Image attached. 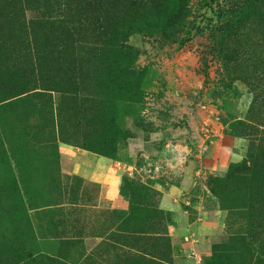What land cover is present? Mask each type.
Returning <instances> with one entry per match:
<instances>
[{
    "label": "rangeland",
    "instance_id": "rangeland-1",
    "mask_svg": "<svg viewBox=\"0 0 264 264\" xmlns=\"http://www.w3.org/2000/svg\"><path fill=\"white\" fill-rule=\"evenodd\" d=\"M65 1L0 0V264H264V0Z\"/></svg>",
    "mask_w": 264,
    "mask_h": 264
},
{
    "label": "trees",
    "instance_id": "trees-1",
    "mask_svg": "<svg viewBox=\"0 0 264 264\" xmlns=\"http://www.w3.org/2000/svg\"><path fill=\"white\" fill-rule=\"evenodd\" d=\"M82 0H66L64 5L67 7V10L68 9H73V11H75V9L79 8L80 7V3H81ZM57 2V0H56ZM94 2V0H86V6L90 3L92 4ZM67 14L70 15V13L67 12ZM68 17V15H67ZM62 18V19H61ZM66 19V15L62 17V15H60V19L59 21L61 23H65L66 21H70V20H65ZM72 21V20H71Z\"/></svg>",
    "mask_w": 264,
    "mask_h": 264
}]
</instances>
